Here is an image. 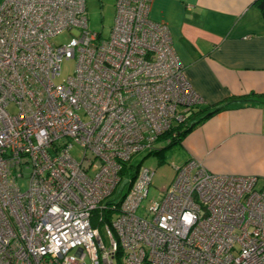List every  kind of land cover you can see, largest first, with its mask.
Segmentation results:
<instances>
[{"label": "built area", "instance_id": "built-area-1", "mask_svg": "<svg viewBox=\"0 0 264 264\" xmlns=\"http://www.w3.org/2000/svg\"><path fill=\"white\" fill-rule=\"evenodd\" d=\"M149 3L115 0L103 37L85 0L0 2V264H264L257 176L190 158L158 199L142 204L155 171L141 166L109 198L131 156L202 102ZM63 31L69 41L53 43Z\"/></svg>", "mask_w": 264, "mask_h": 264}, {"label": "crops", "instance_id": "crops-1", "mask_svg": "<svg viewBox=\"0 0 264 264\" xmlns=\"http://www.w3.org/2000/svg\"><path fill=\"white\" fill-rule=\"evenodd\" d=\"M254 1L150 0L149 18L169 27L202 98L195 110L227 104L170 149L173 172L193 158L210 172L254 175L264 184V16Z\"/></svg>", "mask_w": 264, "mask_h": 264}, {"label": "rangeland", "instance_id": "rangeland-1", "mask_svg": "<svg viewBox=\"0 0 264 264\" xmlns=\"http://www.w3.org/2000/svg\"><path fill=\"white\" fill-rule=\"evenodd\" d=\"M86 12L88 17L89 29L96 32H101L102 36H107L109 29L113 24L114 19V1L115 0H85ZM72 37L69 31H63L60 34L52 37L51 41L55 44H63L69 41ZM75 68V60H65L61 64L60 76L56 82H61L63 78L72 74ZM15 104H10V111H15ZM159 146V144H157ZM72 155L80 160L82 158V147L74 144L71 147ZM168 151V150H167ZM164 154L163 160L157 154H148V150H141L131 156L130 160L125 163V170L121 173V181L119 182L116 191L109 197L117 201L120 196L125 192L127 183L131 176L133 166L140 165L142 168L153 169L154 175L148 187V195L142 201L145 205L150 199H158L163 195V188L169 183L173 176V163L171 160L170 150ZM26 180H21V188L24 189ZM138 214H143V209L139 208Z\"/></svg>", "mask_w": 264, "mask_h": 264}, {"label": "trees", "instance_id": "trees-1", "mask_svg": "<svg viewBox=\"0 0 264 264\" xmlns=\"http://www.w3.org/2000/svg\"><path fill=\"white\" fill-rule=\"evenodd\" d=\"M255 5L261 10L263 16H264V0H255L254 1ZM248 95L243 96V100L244 101H248L249 99H245L244 97H246ZM227 107V104H222V105H216V106H207L205 108H201V110L196 111L194 109V113L190 118H194L196 116H198L199 118L197 120H195V122H192L190 124L186 123H182L179 125H175L174 127L171 128L170 131L164 133L161 135V137L159 138V146H157L156 143V147H154V149L149 150L148 154H157L160 157V161L163 160V156L166 153L165 151H169L172 147H174L175 145L181 143L182 138L190 131L192 130L196 125H198L200 122H202L203 120H205L206 118L210 117L211 115L219 112L220 110H223ZM203 111V116H199V112ZM167 151V152H168ZM140 165H136L133 166V170L131 171V176L130 179L127 183V185L129 186L130 183L132 182V180L135 178L136 173L139 169ZM125 170V164L122 167L121 173H123ZM109 212V213H108ZM105 213V221L108 223L110 220V211H108ZM99 215V212H97L96 214H94V219H93V224L96 226L99 221L97 216Z\"/></svg>", "mask_w": 264, "mask_h": 264}, {"label": "bare ground", "instance_id": "bare-ground-1", "mask_svg": "<svg viewBox=\"0 0 264 264\" xmlns=\"http://www.w3.org/2000/svg\"><path fill=\"white\" fill-rule=\"evenodd\" d=\"M189 119H190V118H189ZM189 119H188V120H189Z\"/></svg>", "mask_w": 264, "mask_h": 264}]
</instances>
